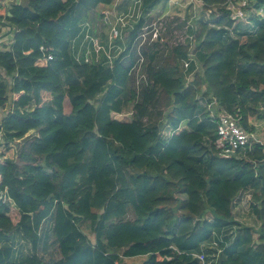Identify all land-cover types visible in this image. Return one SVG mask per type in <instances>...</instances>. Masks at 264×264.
<instances>
[{"label": "trees", "instance_id": "obj_1", "mask_svg": "<svg viewBox=\"0 0 264 264\" xmlns=\"http://www.w3.org/2000/svg\"><path fill=\"white\" fill-rule=\"evenodd\" d=\"M161 1L143 0V10ZM198 1L213 11L197 22L198 66L182 68L190 44L165 58L147 53L148 83L139 92L130 42L113 67L72 55L84 22H69V7L88 16L114 0L0 6V26H11L5 36L14 33L10 48H0L2 138L24 142L17 160L0 158V239L8 241L0 242V264H12L16 233L33 249L20 264H121L138 256L146 257L142 264H200L198 254L218 255L219 264H264V144L225 156L208 109L217 105L250 132V118L264 119V17L232 35L228 0ZM255 8L264 9V0ZM130 103L131 121L113 118ZM241 194L258 228L234 219ZM49 218L61 258L46 262L38 250Z\"/></svg>", "mask_w": 264, "mask_h": 264}, {"label": "built area", "instance_id": "obj_2", "mask_svg": "<svg viewBox=\"0 0 264 264\" xmlns=\"http://www.w3.org/2000/svg\"><path fill=\"white\" fill-rule=\"evenodd\" d=\"M173 1L174 0H169L171 5H173ZM258 1L259 0L227 1L226 9L230 13V18L233 21V28L229 29L232 35H234V28L237 26L243 24L251 25L253 18L264 17V9L255 8V5ZM128 7L129 12L127 9L126 13L109 14L116 17V23L110 29L109 35L108 32L105 33L104 31L101 32L99 29H96V26H94L90 21L82 23L80 34L72 41V55L78 63H103L106 66L113 67L115 59H117L118 56L127 49L126 44L130 42L132 46L130 55H134V57L137 58L136 62L131 67L130 75L134 77L136 82V91L139 92L142 89V85L148 83L146 74L147 53H154L159 49V45L165 46L167 44L165 42L167 21L164 19V17H162L166 16L163 14L162 16H159L160 19L158 21L151 22L150 18L154 16V10L149 12L144 11L143 0H133L132 3H129ZM212 13V10L205 11V16L209 17ZM106 14L108 13H103V15ZM125 17L136 19L135 23L130 24L125 20ZM142 18L145 19V23L139 30L136 38L132 39L131 33L135 30V25ZM197 22L195 27L189 25L187 28L191 29V33L194 31L196 32L195 36L194 34L189 36V39L192 42L191 45L197 41ZM13 42V35L11 38L3 40L0 37V44H3L8 48H10ZM180 44L181 43L178 42L174 43V45L177 47L189 45ZM191 45L189 46L190 52L188 54V58L183 61L184 68L186 69H189L191 63L193 62H195L198 66L196 55L194 53L195 48L192 50ZM41 50L44 51V48H41ZM47 58L49 60L53 59L51 55L47 56ZM213 105H209L208 109L211 112V119L217 125V139L215 141V147L218 151H221L225 156L232 157L238 155L239 153L245 154L246 150H251L255 143L262 144L261 140L258 139V137H256L253 132L245 129L239 120L232 118L223 111H218L219 115H214L212 113ZM121 113L122 112L113 113L112 116L118 121L128 122L114 117V115H119ZM133 115L134 106L132 111V119ZM196 257L199 259L200 264H219L218 255H215L211 260H208L204 254H198Z\"/></svg>", "mask_w": 264, "mask_h": 264}, {"label": "rangeland", "instance_id": "obj_3", "mask_svg": "<svg viewBox=\"0 0 264 264\" xmlns=\"http://www.w3.org/2000/svg\"><path fill=\"white\" fill-rule=\"evenodd\" d=\"M126 0H114L113 4L110 6L103 5L101 9H106L109 11L106 15H101L99 11H95L88 16L83 13L79 7L76 5H72L69 7L68 13L66 15L67 20L69 22L72 21V18L74 19H80L83 20L82 22H91L94 26H96V29H99L101 32H108V35L110 33V29L113 27V25L116 23V17L109 15L110 13H126V11H119L118 5H122ZM8 2V0H0V6L5 5ZM132 3L133 0H129V3ZM129 12V7H127ZM105 10V11H106ZM154 16L151 19V22L158 21L160 18L159 16H162L165 14L166 16L164 19L167 21V30L165 34V42L167 43L165 46L159 45V49L156 50L159 53V58H165L170 53V51L177 47L174 45L175 42L181 43L180 45H191V40L189 39V36H192L196 34V32L191 33V29H187L189 25L192 27H195L197 20L201 17V19H205V11L203 12L202 9V3L198 0H174L173 5L170 4L169 0L167 1H161L158 6L153 11ZM106 18H108V22L105 23ZM125 20L128 21L130 24L135 23L136 19H133L131 17H125ZM0 29H11L10 24H5L0 26ZM130 29V28H129ZM4 31V30H3ZM1 38L7 39V36H12L14 33L6 35L5 33L1 31ZM11 40V39H10ZM1 46L0 48H2ZM153 47V46H152ZM151 47V48H152ZM192 50L196 47V44L193 43L191 45ZM150 48V49H151ZM149 49V50H150ZM184 62L181 63L182 68L185 70H188L184 68ZM201 72V69L198 68ZM0 76L6 77V74L4 70L0 71ZM8 80V79H7ZM193 76L190 75L188 77L187 81H192ZM133 86L136 90V82L134 79ZM34 98L38 99V93H34ZM133 103H130L124 111L119 115H114V117L123 120V121H130L132 119V111H133ZM218 106L213 105L212 113L214 115H219ZM199 109L201 111L206 109L205 101H203ZM65 111L69 113L71 111V104L69 103L68 99L65 101ZM6 114L2 112L0 109V152L3 154L0 158H8V159H14L17 160L18 158V152L21 149V145H23L24 142H16L11 145H7L6 141L2 138V130H1V123L3 119L5 118ZM253 119L254 124L253 128L254 131H252L258 139L261 140L262 144H264V119H258L257 117L251 118ZM235 203L233 204V216L236 221L241 222L243 225L251 226L254 228H258L260 226V223L256 220V218L253 216V214L250 211V203L247 202L246 199H243V194L241 196L237 197L235 200ZM15 215V214H14ZM129 219H134V214L131 211L128 215ZM15 219V218H14ZM45 232V236H43V239L41 241L38 255L46 262L48 261H56L61 258V254L59 252L58 243L56 242V239L54 237V230H53V219L49 218L43 225V230ZM90 239L93 241L94 236L91 233V231H87ZM0 242L4 245L5 242H8L5 239H0ZM10 245L15 246V255L12 260V264H20V259L25 258L27 256H31L33 254V249L28 241L22 234L16 233L14 234V239L11 238ZM146 259V257L138 256L134 257L132 259L126 258L125 264H142L143 261Z\"/></svg>", "mask_w": 264, "mask_h": 264}, {"label": "crops", "instance_id": "obj_4", "mask_svg": "<svg viewBox=\"0 0 264 264\" xmlns=\"http://www.w3.org/2000/svg\"><path fill=\"white\" fill-rule=\"evenodd\" d=\"M128 5H129V0H126L121 6L118 5V10H119V11H126ZM101 7H102V6H100V7L97 9V11H99L100 14L103 15L104 12L109 13V11H107L106 9H103V10H102ZM105 10H106V11H105ZM3 30H4V31H3ZM1 31L4 32V33L6 34V33H8V31H10V30H9V29H1ZM0 33H1V32H0ZM9 33L12 34L11 32H9ZM0 37H1V34H0ZM8 38H11V35H10L9 37H7V39H8ZM2 40H3V39H2ZM1 46H4V45H3V44H0V47H1ZM0 71H2L1 68H0ZM0 74H1V73H0ZM250 123H252L253 125H256V124H254L253 119H251V118H250ZM19 142H20V141H19ZM17 143H18V142H17ZM10 145H11V144H10ZM0 153H1V152H0ZM125 259H126V258H123L121 264H125V262H124ZM130 259H132V258H130ZM145 260H146V259H145ZM145 260H144V261H145ZM144 261H143V262H144Z\"/></svg>", "mask_w": 264, "mask_h": 264}, {"label": "water", "instance_id": "obj_5", "mask_svg": "<svg viewBox=\"0 0 264 264\" xmlns=\"http://www.w3.org/2000/svg\"><path fill=\"white\" fill-rule=\"evenodd\" d=\"M33 0H8V2L6 3V7H9V6H20L22 8H25V9H30L32 10V8L30 7V3L32 2ZM108 18H106V22H108ZM259 243V242H257Z\"/></svg>", "mask_w": 264, "mask_h": 264}]
</instances>
